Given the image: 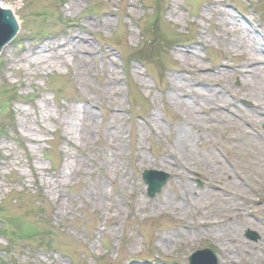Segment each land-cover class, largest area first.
Masks as SVG:
<instances>
[{
	"label": "rangeland",
	"instance_id": "374dc122",
	"mask_svg": "<svg viewBox=\"0 0 264 264\" xmlns=\"http://www.w3.org/2000/svg\"><path fill=\"white\" fill-rule=\"evenodd\" d=\"M4 6L20 32L0 57V264H189L205 248L218 264H264V0ZM220 19L239 31L220 35ZM236 34L256 53L231 49ZM174 76L189 83L182 98L214 100L196 125ZM182 127L196 136L184 155ZM148 170L168 176L154 198Z\"/></svg>",
	"mask_w": 264,
	"mask_h": 264
},
{
	"label": "bare ground",
	"instance_id": "6f19581e",
	"mask_svg": "<svg viewBox=\"0 0 264 264\" xmlns=\"http://www.w3.org/2000/svg\"><path fill=\"white\" fill-rule=\"evenodd\" d=\"M4 1L5 0H2L0 3L2 8H6L4 6ZM80 7H81V3H79V2H75L71 6L72 9H76V8H80ZM7 9H10V8H7ZM11 11L13 12V14H15V10L11 9ZM171 13H172L171 16L177 15L176 10H172ZM218 17H220V16H218ZM219 21L220 22L224 21V23H223L224 30L219 31L220 35L222 33H224L228 36L232 32L237 33V31H239V28H237L236 26H231L230 22H228L226 20H221V19ZM106 23L108 24L107 20H106ZM231 28L233 29V31L231 30ZM236 36H238V34H236L235 36H232L233 39L230 41H228V37H226L227 38L226 42H227L228 46L231 47V49L237 48V47H245L246 49H249L251 54L256 53V48L254 46L250 45L244 38L243 39L239 38L240 41H237L238 43H236ZM73 42H75L76 46H79L81 48V52H88V51H90V49H92L91 44H87V45L82 46V45H79V41L78 42L73 41ZM64 44L65 43H63L61 45H64ZM257 51H258V49H257ZM106 53L108 56H110V54L108 52H106ZM32 55H34V54H32ZM71 56H73L71 59L73 65L78 66L79 64L87 63V58H85L82 53H81V55L74 53ZM197 56H199V55H196V57ZM180 57L182 58L181 60H183V63L186 65L191 60L189 58L190 56L186 55L185 53H181ZM107 59L110 60V58H108V57H107ZM29 66H30V68H32V64H30ZM85 67L87 70L89 69L88 65H86ZM117 73H118L117 69L115 67L111 68V64H110V70H109V75L107 76V80H106L107 84L106 85L108 86V89H110L111 91H115L116 93H119L121 88L118 85L119 83H117V79H116ZM79 78H80V80H82V76H79ZM173 81L179 83L177 86H175L176 91H175L174 96H173V100L175 101V104L177 105V107L184 110V114L187 117L186 122L191 123V125H196L197 120L200 121V119H201L199 117V115H196V112H197L196 110H198L201 106H203L202 103L204 101H205L204 103L208 104V102L212 103L214 100L210 99V98H203V100H202V99H200V95L197 94V92H195L193 90H189V94H191V100L182 98V96H181L182 90L183 89H189V83L185 80L184 77L181 78V77H177V76L173 77ZM178 94H180V96H178ZM93 115L94 114L91 111L86 110V118H85V122L83 121L84 125L82 127H84L86 132H87V139H88V136L92 133V129L89 128L88 124H89V122H95V116H93ZM37 120L40 121V119H36L35 121H37ZM23 125H24V123H23ZM195 139H196L195 135L188 132L187 129H185L184 127L181 128L180 133H179V137H178V141L176 143L179 144V149H180L182 155H184V153L189 149L190 143L193 142ZM164 165L167 168L171 167V164H169V162H167V161H164ZM186 196H187V201H186L187 203L186 204H188V200H190V198H189L190 196H188V194ZM166 204H168V205L171 204L169 199H167ZM183 234L188 236V235L193 234V233H190L189 231H184ZM169 242H170L169 239L164 240V245H165L164 247L165 248L168 247ZM231 261L232 260H230L229 262H231Z\"/></svg>",
	"mask_w": 264,
	"mask_h": 264
},
{
	"label": "water",
	"instance_id": "95a60500",
	"mask_svg": "<svg viewBox=\"0 0 264 264\" xmlns=\"http://www.w3.org/2000/svg\"><path fill=\"white\" fill-rule=\"evenodd\" d=\"M1 2V0H0ZM18 23L13 12L3 9L0 4V54L5 46L17 35L19 31ZM158 173H146L144 179L149 184L151 189V196L156 192H159L162 186L165 184L166 178L159 177ZM191 264H216L212 256L204 252L197 254L191 258Z\"/></svg>",
	"mask_w": 264,
	"mask_h": 264
}]
</instances>
